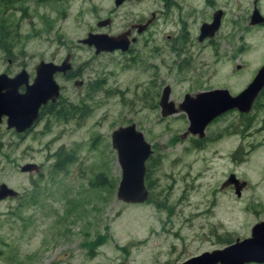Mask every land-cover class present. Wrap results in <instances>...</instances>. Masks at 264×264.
<instances>
[{"label": "rangeland", "instance_id": "374dc122", "mask_svg": "<svg viewBox=\"0 0 264 264\" xmlns=\"http://www.w3.org/2000/svg\"><path fill=\"white\" fill-rule=\"evenodd\" d=\"M174 1L178 8L167 7L131 52L95 55L78 43L87 32L114 34L160 0L115 9L112 0H0V73L25 69L31 79L38 61L67 53L76 72L68 81L55 75L62 104L29 130L15 133L0 120V183L17 192L0 200V264H174L247 237L264 220V94L245 115L213 120L204 142L184 140L185 114L161 117L158 106L165 85L174 104L184 93L245 86L264 64V0H185V18L183 0ZM253 6L260 23H249ZM217 9V30L197 41ZM108 17L109 26H95ZM132 123L151 147L142 203L115 196L110 133ZM56 152L71 156L61 170ZM26 163L36 168L20 171ZM229 173L246 182L239 197L220 188Z\"/></svg>", "mask_w": 264, "mask_h": 264}, {"label": "water", "instance_id": "95a60500", "mask_svg": "<svg viewBox=\"0 0 264 264\" xmlns=\"http://www.w3.org/2000/svg\"><path fill=\"white\" fill-rule=\"evenodd\" d=\"M220 14L219 9L215 10L209 23L199 25L198 41L213 36L219 26ZM262 21L263 17L253 6L249 23L255 24ZM107 23L108 19H102L96 25L101 27ZM140 26L135 25L137 32L141 30ZM128 32L129 29L116 35L87 32L85 37L78 40V43L92 46L94 54L116 49L123 51L127 49L129 43L126 38ZM69 58L70 55L67 53L59 64L51 61H38L33 67L34 74L30 82H28L25 69H21L12 76L0 73V117H5L6 128H12L16 133L28 129L37 119L40 106L47 102L53 103L57 99L59 87L54 75L58 72L63 73L69 68ZM80 83L79 80L74 81V85ZM21 86L22 90L19 91ZM263 87L264 64L234 95H231L225 88H212L193 95L186 93L177 104H174L169 99V86L165 85L158 98L159 113L161 117H165L183 112L187 120L185 135L191 134L201 138L204 135L205 126L214 117L233 109L247 113ZM110 146L115 151L116 161L120 168V178L115 190L116 198L126 203H142L147 198L143 176L144 162L151 153L150 144L144 140L142 133L132 123L118 126L111 131ZM34 168L33 163H26L20 166L19 170L28 172ZM228 185H232L234 195L239 197L246 182L239 180L233 173H229L221 182L220 188ZM16 195L17 192L14 189L0 183V200ZM176 264H264V220L253 223L247 237L235 238L220 248L203 252Z\"/></svg>", "mask_w": 264, "mask_h": 264}, {"label": "flooded vegetation", "instance_id": "af4514ba", "mask_svg": "<svg viewBox=\"0 0 264 264\" xmlns=\"http://www.w3.org/2000/svg\"><path fill=\"white\" fill-rule=\"evenodd\" d=\"M118 1V2H117ZM124 1H126V0H112V7L115 9V8H118L120 5H122L123 3H124ZM160 6H157L156 8H153L152 10H150L149 12H148V15L147 16H145L146 18L144 19V20H137V21H135V22H130V23H128L127 25H125L121 30H119L118 32H116V33H114V34H110V35H116V34H119V33H122V32H124V31H126L127 29H129V32L126 34V38L129 40V43H128V46H127V49H125V50H123V51H121V50H118V49H116V50H113V51H110V53L111 52H119L120 54H124V53H126V52H131L132 51V49H131V44H134L135 42H138V39L140 38V35L143 33V32H145L149 27H150V25L151 24H153L157 19H158V17H160V15H162V16H164L165 14H167V10H168V8L167 7H169V8H173V7H176V8H178L177 7V5H176V2L174 1V0H160ZM182 8V10H183V16H184V18H185V0H183V6L181 7ZM112 9H110V11H111ZM218 10V9H217ZM221 11V10H220ZM215 12V11H214ZM213 12V13H214ZM213 13L211 14V19H212V15H213ZM222 13V12H221ZM221 15V14H220ZM111 18L112 17H108V18H103V19H108V23L105 25V26H109L110 25V23H111ZM211 19H210V21H211ZM98 21H100V20H98ZM98 21H96L95 22V26H97L96 25V23L98 22ZM209 21V22H210ZM209 22H202V23H209ZM145 24V26H142V25H144ZM135 25H141L140 26V28H141V30L139 31V32H137V27H135ZM133 26V27H132ZM97 27H99V26H97ZM101 27H103V26H101ZM89 32H92V33H105V32H96V31H89ZM107 34H108V32H106ZM110 33V32H109ZM183 36H184V38H183V40L185 41V19H184V33H183ZM209 38H211V37H206V38H203V39H209ZM133 39V40H132ZM202 39V40H203ZM198 41V40H197ZM91 47V46H90ZM93 49V53H94V48H92ZM101 52H104V51H101ZM101 52H99V53H101ZM99 53H97V54H99ZM69 54V53H68ZM70 55V54H69ZM96 55V54H95ZM53 63H55V64H59L60 62H53ZM34 67V66H33ZM33 71H34V69H33ZM72 70V66H71V64H70V62H69V68L66 70V71H64L63 73H61V72H58V73H55V75L57 76V75H59V76H61L62 78H64V80H66V81H68V80H70L71 78H73V77H75L76 76V72L75 71H73ZM27 74H28V82H30L31 81V79H29V73L27 72ZM55 75H54V77H55ZM74 81H76L75 79H73V84H74ZM79 81H81V80H79ZM81 83H82V81H81ZM80 83V84H81ZM79 84V85H80ZM58 87H59V94H58V97H57V99L53 102V103H50V102H47V103H45L44 105H41L40 106V108H39V110H38V114H37V119L39 118V116L42 114V112H44L45 110L46 111H50V112H52L51 111V109H52V107L53 106H55L54 104H62L61 103V99H60V93H61V86H59L58 85ZM226 89V88H225ZM22 90V86L21 87H19V91H21ZM205 90H209V89H205ZM200 91H204V90H200ZM240 91V90H239ZM238 91V92H239ZM161 92V91H160ZM197 92H199V91H197ZM197 92H194V93H187V94H190V95H193V94H195V93H197ZM238 92H236V93H238ZM235 93V94H236ZM184 94H186V93H184ZM183 94V95H184ZM182 95V96H183ZM231 95H234V94H231ZM46 107H48V109H46ZM252 107V106H251ZM42 110V111H41ZM234 110V109H233ZM233 110H229V111H233ZM234 111H236L237 113H239V114H243V115H245L246 113H241V112H238L237 110H234ZM250 111V110H249ZM248 111V112H249ZM227 112V111H226ZM226 112H224V113H226ZM247 112V113H248ZM41 113V114H40ZM183 113V112H182ZM224 113H222V114H220V115H218V116H216V117H214L209 123H207V125L205 126V128H204V135H203V137H201V138H198L197 136H195V135H192V136H194L192 139L193 140H195V141H197V142H204V140H205V129H206V127L213 121V120H215L216 118H218V117H220V116H222V115H224ZM3 116H1L0 117V120H1V118H2ZM4 118V117H3ZM37 119L32 123V125L28 128V129H26V130H24V131H22V132H25V131H27V130H29L33 125H34V123L37 121ZM4 123H5V120H4ZM9 129V128H8ZM12 129V128H11ZM14 131V130H13ZM15 132V131H14ZM16 133V132H15ZM18 133H20V132H18ZM184 133V134H183ZM182 133V137H184V140H185V131ZM187 135V134H186ZM237 147H238V145L235 147V149L232 151V154H237L238 153V149H237ZM151 148V147H150ZM149 157V156H148ZM234 158V157H233ZM145 162H146V160H145ZM145 162H144V168H145ZM35 168H36V166H35ZM144 176H145V169H144ZM144 176H143V183H144ZM144 186H145V184H144ZM145 188H146V186H145ZM225 188H232V185H228L227 187H225ZM146 190H147V188H146ZM233 190V189H232ZM147 197H148V191H147ZM147 199V198H146ZM145 199V200H146ZM182 262V261H181ZM177 263H180V262H177ZM174 264H176V263H174Z\"/></svg>", "mask_w": 264, "mask_h": 264}, {"label": "trees", "instance_id": "16d2710c", "mask_svg": "<svg viewBox=\"0 0 264 264\" xmlns=\"http://www.w3.org/2000/svg\"><path fill=\"white\" fill-rule=\"evenodd\" d=\"M6 33H5V31L2 29V28H0V41L2 40V38L4 37V35H5ZM4 47H5V45H3ZM6 48V47H5ZM262 94H264V87H263V89L260 91V93L257 95V97L255 98V100L253 101V104H252V106L256 103V99L260 96V95H262ZM67 108V110H70L71 108H73V106H71V105H69V106H67L66 107ZM46 109H48V107H46ZM42 111V110H41ZM235 156V154H232V156H231V159H234L233 157ZM71 156L69 155V154H67V155H65V154H63L62 152L60 153V152H56V154H55V164H53L54 165V169L55 170H61V169H63V167L67 164V163H69L70 161H71V158H70ZM147 160V159H146ZM240 161H242V160H240ZM98 175H101L100 173L98 174ZM96 178H100V176H96ZM230 242H232V240H229V239H226L223 243L224 244H228V243H230Z\"/></svg>", "mask_w": 264, "mask_h": 264}]
</instances>
